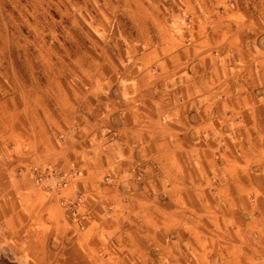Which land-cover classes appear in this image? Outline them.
<instances>
[{
  "label": "crops",
  "instance_id": "obj_1",
  "mask_svg": "<svg viewBox=\"0 0 264 264\" xmlns=\"http://www.w3.org/2000/svg\"><path fill=\"white\" fill-rule=\"evenodd\" d=\"M0 38V234L19 253L264 264V0H0Z\"/></svg>",
  "mask_w": 264,
  "mask_h": 264
},
{
  "label": "rangeland",
  "instance_id": "obj_2",
  "mask_svg": "<svg viewBox=\"0 0 264 264\" xmlns=\"http://www.w3.org/2000/svg\"><path fill=\"white\" fill-rule=\"evenodd\" d=\"M2 39L0 38V43ZM4 44H0V52L3 51ZM7 62L0 60V68H6ZM58 67H65V62L59 61ZM31 168V167H30ZM0 264H35L29 255L24 252H18L17 247L10 244L0 234Z\"/></svg>",
  "mask_w": 264,
  "mask_h": 264
},
{
  "label": "built area",
  "instance_id": "obj_3",
  "mask_svg": "<svg viewBox=\"0 0 264 264\" xmlns=\"http://www.w3.org/2000/svg\"><path fill=\"white\" fill-rule=\"evenodd\" d=\"M29 174L37 185L46 182V189L48 191H57L66 182L65 175L53 167L40 168L32 166L29 168Z\"/></svg>",
  "mask_w": 264,
  "mask_h": 264
}]
</instances>
